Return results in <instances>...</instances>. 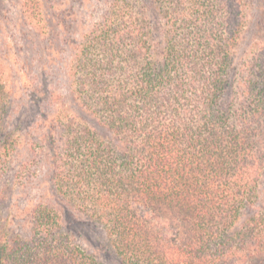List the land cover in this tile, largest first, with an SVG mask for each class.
Wrapping results in <instances>:
<instances>
[{
  "label": "trees",
  "instance_id": "obj_1",
  "mask_svg": "<svg viewBox=\"0 0 264 264\" xmlns=\"http://www.w3.org/2000/svg\"><path fill=\"white\" fill-rule=\"evenodd\" d=\"M23 1L40 24L42 0ZM153 1L154 22L131 0L111 1L79 40L75 93L111 136L54 115L45 134L51 182L103 226L125 264L255 255L262 240L249 243L230 228L254 201L264 171V46L235 73L247 20L241 0ZM2 61L0 54V169L19 143L6 118ZM61 216L39 205V238L0 236V264H105L71 240Z\"/></svg>",
  "mask_w": 264,
  "mask_h": 264
},
{
  "label": "rangeland",
  "instance_id": "obj_2",
  "mask_svg": "<svg viewBox=\"0 0 264 264\" xmlns=\"http://www.w3.org/2000/svg\"><path fill=\"white\" fill-rule=\"evenodd\" d=\"M111 1L42 0L43 21L39 24L34 16L27 17L23 0H0V54L10 100L6 118L19 139L11 161L0 169V236L7 242L24 239L34 243L39 238L35 211L46 204L61 213L62 229L74 243L105 264H125L103 226L92 222L54 189L49 155L52 145L45 137L59 112L111 136L100 119L77 99L74 82V57L81 48L78 42L108 15ZM131 1L136 10L145 9L149 20L154 22L158 17L155 10L151 11L153 0ZM241 1L247 20L237 47L235 73L242 69L243 60H250L264 46V0ZM230 90L225 97L228 103L234 97ZM23 166L25 170L15 176ZM262 174L254 201L242 209L230 228L233 233H242V238H251L249 243L257 236L262 240L260 251L248 255L242 250L229 255L222 264H264V171Z\"/></svg>",
  "mask_w": 264,
  "mask_h": 264
}]
</instances>
